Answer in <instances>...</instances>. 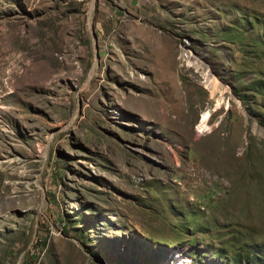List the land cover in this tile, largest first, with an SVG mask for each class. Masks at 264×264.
I'll return each instance as SVG.
<instances>
[{"label":"rangeland","instance_id":"1","mask_svg":"<svg viewBox=\"0 0 264 264\" xmlns=\"http://www.w3.org/2000/svg\"><path fill=\"white\" fill-rule=\"evenodd\" d=\"M205 67L230 107L202 136ZM247 252L264 254V0H0V264Z\"/></svg>","mask_w":264,"mask_h":264},{"label":"bare ground","instance_id":"2","mask_svg":"<svg viewBox=\"0 0 264 264\" xmlns=\"http://www.w3.org/2000/svg\"><path fill=\"white\" fill-rule=\"evenodd\" d=\"M185 57L188 58L189 56L187 55ZM188 64H189V61H188ZM190 64L196 65L197 63H195L194 61H192V62L190 61ZM204 69H205V71H204V74L203 75H205V77H204V80H205L204 83L206 85L205 88L211 93L212 98H216V97L217 98L215 99L216 108L214 110L206 109L200 115V118H199L200 120H199V124H198V126L196 128V131H197V133L199 135H202V136L208 135V134H212L215 131L214 130V127H211L210 126V121H211V118H212L213 113L216 112L219 108H221V106L223 104H225V105L228 104L227 105L228 107L226 106L227 107L226 109H228L230 107V104H229L230 102L227 103V100H225V98H224V94L226 93L224 91V89L221 88V85L216 81L215 78H213L212 76H210L209 69L207 67H205ZM214 137H216V136L214 135ZM209 142H211V141H209Z\"/></svg>","mask_w":264,"mask_h":264},{"label":"trees","instance_id":"3","mask_svg":"<svg viewBox=\"0 0 264 264\" xmlns=\"http://www.w3.org/2000/svg\"><path fill=\"white\" fill-rule=\"evenodd\" d=\"M243 262L241 259H233L232 264H264V254H252L247 252L244 256L242 255Z\"/></svg>","mask_w":264,"mask_h":264}]
</instances>
